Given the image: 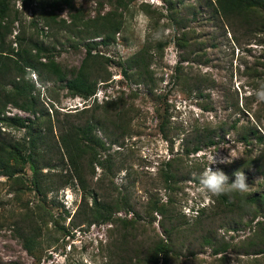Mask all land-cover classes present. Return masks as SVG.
Here are the masks:
<instances>
[{
	"label": "rangeland",
	"instance_id": "374dc122",
	"mask_svg": "<svg viewBox=\"0 0 264 264\" xmlns=\"http://www.w3.org/2000/svg\"><path fill=\"white\" fill-rule=\"evenodd\" d=\"M236 1L174 0L176 9L169 15L163 0H128L114 39L93 48L108 58L99 60L104 68L88 97L38 79L35 72L28 74L53 124L48 141L56 140L57 133L50 101L60 120L98 117L109 136L99 125L94 128L105 140V148L99 151L103 164L94 163L92 173L83 170L84 188L73 177L72 182L60 183L68 164L65 157L60 163L53 142L58 158L54 163H59L41 167L40 191L29 187L27 164L18 172L19 178L0 173V264H119L111 241L119 238L120 225L84 220L92 192L97 198L125 194L131 206L125 215L135 217L133 236L125 245L136 249L139 257L134 260L132 254L128 264H161L142 256L162 234L158 220L175 224L171 231L175 253L168 264H264V249L245 253L256 248L252 243L264 232V220L260 227L255 222L260 213H251L258 205L246 200L264 193V173L258 165L264 160V101L253 94L264 85V32L248 31L250 14L238 10ZM73 2L85 17L113 5V0ZM35 3L9 0L7 12L13 20L4 43L14 48L16 34L37 37L45 44L43 51L62 67H76L84 52L82 36L59 21L69 19L66 5L52 7L56 22L45 24L40 10L49 6ZM140 12L151 18L149 29L163 30V39L153 41L145 35L137 22ZM158 42L160 48L154 49ZM144 43L150 44L152 52L150 77L137 76L132 69L124 76L120 63ZM113 104L124 111L119 126L109 118ZM5 112L31 117L11 104ZM254 128L260 139L251 131ZM24 134L23 127L0 123V136ZM114 135L116 141L110 138ZM216 153L232 160L212 166L220 168L229 183L238 170L246 177L247 192L226 194L239 197L237 204L226 205L219 196L200 190L198 176L208 156ZM166 171L172 174L164 178ZM152 200L165 202L169 216L149 211ZM28 226L30 230L35 226L36 233L32 231L31 248L26 250L18 232L22 228L27 232ZM203 233L226 241L228 247L212 253L210 244L201 242ZM263 242L258 246L264 247Z\"/></svg>",
	"mask_w": 264,
	"mask_h": 264
},
{
	"label": "trees",
	"instance_id": "16d2710c",
	"mask_svg": "<svg viewBox=\"0 0 264 264\" xmlns=\"http://www.w3.org/2000/svg\"><path fill=\"white\" fill-rule=\"evenodd\" d=\"M36 1L40 5L49 6L44 10H40L45 24L50 23V20L56 22L52 7L57 6L58 3L66 5L65 11L69 19L65 22L60 18L59 21L71 31L76 33L80 31L84 52L76 67L66 69L53 58L51 53L43 51L45 44L37 37L28 36L26 38L23 35L16 34V46L12 48V46L4 43V36L10 31V22L13 20V17H9L7 12L9 0H0V123L25 129V134L20 138L0 136V173L19 178L20 174L18 172L24 164H27L30 169L29 187L31 186L32 189L37 188L40 191L41 182L38 172H41V167L57 165L59 161L60 163L63 162V157H65L68 168L66 173H63L64 177L60 183L72 182L73 179L71 178L73 177L84 188L83 170L86 169L87 172L92 173L94 163L97 165L103 164V157L99 156V151L105 148V140L94 129L99 125V118H93V121L90 119L84 121L67 119L62 121L55 114L56 110L50 101L57 132L56 140L52 142L56 147V151L60 154L58 156L60 160L54 163L55 159L58 158L54 155L52 142L48 141L50 138L48 133L52 131L53 124L46 109L43 108L44 105L36 94L35 84L29 79L28 74L35 72L38 79L51 80V82L56 83L57 87L65 88V91L70 94H79L84 98L90 96L95 91L97 77L101 76V67L104 68V65L101 66L98 62L101 59L106 61L108 58L107 55L101 52L93 51V48L96 44L107 43L114 39V34L119 30L122 22L120 13L125 9L128 0H113V5L109 8L90 17L83 16L80 7L74 4L73 0ZM163 2L165 7L169 9V15H171L176 9L174 0H163ZM236 7L238 10L248 11L250 14L248 31L264 32V0H237ZM148 45L150 44L140 45L120 63V69L124 76L128 77L129 69H132L137 76L150 77L149 65L152 52L148 49ZM160 45L161 42H158L154 49H159ZM56 98V96L51 97L53 101ZM7 104L18 107V109L30 114L31 117L21 116L16 112H5ZM120 107L113 104V109L109 112V118L115 126L121 125V121L125 119L124 111ZM98 128H101L108 135L109 131L104 126L99 125ZM251 131L256 138L260 139L261 136L257 134L255 128ZM110 138L112 141L117 139L115 135ZM193 149H196V146H193ZM258 165L262 167L260 171L264 173V160L263 163ZM171 174V171H166L163 177L167 178ZM228 196H219L221 203L226 205L237 204L239 197L234 194L231 197ZM97 197L95 192L91 193L92 200L87 207L88 214L84 220L88 222L107 220L119 224L121 228L119 238L111 241L115 249L112 252L119 258L118 263L128 264L132 261V254L134 260L139 259L138 251L133 248L130 249V246L126 248L125 245V242L133 236L131 235V228L135 225V217L125 215L131 209L125 194L117 196L105 194V196L100 195L99 198ZM246 200L258 205L255 208L256 210L251 213L253 216L260 213L261 218L255 220L260 227L262 220H264V193L251 194ZM165 208V202L156 203L153 200L148 202L147 209L158 212L162 217L169 216L165 212ZM115 211H122L124 215H115ZM47 213L49 216L51 215L48 211ZM158 222L162 234L151 242L146 254L144 253L142 256L145 257V261L160 260L161 264H168L170 256L175 253L171 236L175 224L171 222L165 225L162 220H158ZM23 229L18 232V238L24 248L29 250L31 248L29 241L33 237L32 234H34L32 231L36 233V228L34 226L30 230L28 226L27 232ZM260 234L258 241L252 243V245H257L256 248L245 251V253H257L264 249L263 246H258L262 240L264 241V232ZM201 238L202 243L210 244L212 253L225 251L229 244L226 241L217 240L210 233H203ZM130 251L131 253H129Z\"/></svg>",
	"mask_w": 264,
	"mask_h": 264
},
{
	"label": "clouds",
	"instance_id": "9594fccd",
	"mask_svg": "<svg viewBox=\"0 0 264 264\" xmlns=\"http://www.w3.org/2000/svg\"><path fill=\"white\" fill-rule=\"evenodd\" d=\"M137 22L140 24L141 28L144 30L145 35H151L153 41H159L164 38L163 30L149 29L151 24V18L148 17L143 12L138 13ZM253 94L259 101H264V85L259 89L253 90ZM234 159V158H233ZM227 157H221L216 154H210L208 156V161L206 167L198 176V183L200 190L209 196H221L230 193H245L248 191L249 185L246 183V177L242 171H236L234 173L235 179L229 183L228 176L220 169H213V165L218 164H228L231 163ZM91 264V261H89Z\"/></svg>",
	"mask_w": 264,
	"mask_h": 264
}]
</instances>
